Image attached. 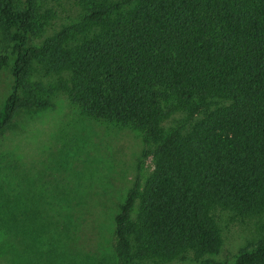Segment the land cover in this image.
<instances>
[{
    "label": "trees",
    "instance_id": "obj_1",
    "mask_svg": "<svg viewBox=\"0 0 264 264\" xmlns=\"http://www.w3.org/2000/svg\"><path fill=\"white\" fill-rule=\"evenodd\" d=\"M39 2L0 0V71L12 60L0 136L53 107L34 65L58 75L82 115L142 136L114 207L117 264H264V222L232 263L212 258L227 219L264 215V0H81L78 22L35 45ZM2 206V246L19 255L22 219L6 231Z\"/></svg>",
    "mask_w": 264,
    "mask_h": 264
},
{
    "label": "rangeland",
    "instance_id": "obj_2",
    "mask_svg": "<svg viewBox=\"0 0 264 264\" xmlns=\"http://www.w3.org/2000/svg\"><path fill=\"white\" fill-rule=\"evenodd\" d=\"M85 5L81 0H40L33 43L40 45L78 22ZM11 63L0 71V105L9 93ZM34 68L32 79L53 107L20 114L0 136V203L10 206L6 231L14 232L15 215L22 219L26 240L23 253H9L0 226V264H117L111 245L114 207L138 171L142 136L82 115L60 89L58 75L45 76L39 66ZM140 167L142 174L150 171V160ZM100 203L106 208H95ZM5 208L0 207L1 224ZM225 222L223 246L212 257L217 263H232L262 233L256 224L264 222V215Z\"/></svg>",
    "mask_w": 264,
    "mask_h": 264
}]
</instances>
